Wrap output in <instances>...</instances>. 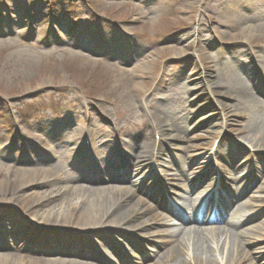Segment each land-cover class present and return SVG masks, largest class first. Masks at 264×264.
<instances>
[{
  "label": "rangeland",
  "instance_id": "374dc122",
  "mask_svg": "<svg viewBox=\"0 0 264 264\" xmlns=\"http://www.w3.org/2000/svg\"><path fill=\"white\" fill-rule=\"evenodd\" d=\"M230 1L0 0V201L4 204L0 264H49L58 258L66 264H156L158 255L172 245L167 229L179 222L172 209L184 213L178 196L185 194L188 181L180 179L172 158L195 155L186 165L211 171L205 179L211 180L206 193L221 191L228 200L245 193L242 200L252 208L249 215L257 216L247 225L264 220V172L259 171L264 151L252 148L237 131L244 122L239 113L249 96L232 93V84L227 90L207 68L213 64L218 68L221 56L229 57L239 41L237 50L257 55L255 64L262 74L255 73L258 77L250 82L253 88L260 87L255 91L264 101V16H255L251 9H264V0ZM244 15L249 18L244 20ZM179 111L195 128L192 135L200 136L193 141L199 148L182 149L183 142L169 137ZM225 117L232 123L223 126ZM155 123L166 128L159 134L152 129L157 144L144 148L153 158L148 155L137 167L141 169L137 177L144 180L152 172L151 181L157 186H131L128 176L100 180L97 169L124 157L144 129ZM97 139L103 140L99 148L91 146ZM77 141L87 146L89 154L77 157L73 169L91 173L71 183L133 187L119 192H134L133 197L145 200L144 214L153 221L151 228L130 229L125 236L114 227L101 226L82 233L78 231V224L84 225L81 209L72 213L59 194L53 204L33 206L35 192L56 193L68 185L57 170L48 169L60 153L56 144L76 146ZM221 142L243 145L246 156L251 155L233 160L226 145L219 155ZM230 175L239 176L235 194L219 180ZM45 177L49 185L34 191L19 188L23 181ZM212 185L215 188L210 190ZM211 213L219 212L214 208ZM161 214L169 217L164 220ZM42 216L47 217L44 226L50 228L39 231L35 221ZM236 217L228 214L229 219ZM138 223L141 220L134 219L133 225ZM259 236L264 230L250 239ZM261 242L246 244L247 264H264ZM186 251L189 260L192 250ZM224 256L222 250L217 252L221 261Z\"/></svg>",
  "mask_w": 264,
  "mask_h": 264
},
{
  "label": "bare ground",
  "instance_id": "6f19581e",
  "mask_svg": "<svg viewBox=\"0 0 264 264\" xmlns=\"http://www.w3.org/2000/svg\"><path fill=\"white\" fill-rule=\"evenodd\" d=\"M230 2L234 3V0H231ZM241 6L244 5L241 4ZM235 9L238 10V14H241L239 8ZM251 9L255 16H264V9L256 7H252ZM242 18L245 20L248 19L249 16L244 15ZM251 27L255 28L252 25H246L245 28L250 29ZM238 44L239 41L234 44V49L230 52L229 57L225 55L221 56L220 59L222 62H218V68L216 64L207 68H210L209 73L211 75H216V77L219 76L222 79L221 82L224 86L226 85L229 87L227 90H230V88L232 89L233 86L234 90L232 93L242 95L248 94L249 101L244 104L242 111L239 113L244 118V122L239 124L241 120H235L236 124L241 125L237 128V131L242 134V139L248 141L252 145V148L264 151V101L259 98L255 91V89L258 91L261 90L260 87L257 86L253 88L250 82L252 78H256L257 74L255 75V73L258 72V74H262V72L259 67H257V64H255L257 62V60H255L257 59V55L255 54L252 56L248 55L247 52L242 49L237 50L235 46H238ZM185 52L186 50L182 51V53ZM201 73L204 72L202 71ZM227 81L230 82L226 83ZM216 94L217 93L214 91L211 94L215 100H217ZM180 112L181 111L175 114L178 119L173 118L174 120L171 122L170 127L174 132L169 134V137L183 142V145L185 146H183L182 149H185L187 146L190 148H199L200 144H193V141L198 140L200 136L192 135L195 128L189 125L184 118L180 117ZM225 120L226 123L224 121L223 126L232 123L230 122L231 120L228 118L226 119V117ZM213 123L214 122L212 121V124ZM165 128V126L158 123L146 127L142 134H140V138L134 141L132 147L124 157L113 159L108 162L105 167L97 169V174L100 177L99 179L112 181L114 178L124 179L128 176L131 186L139 184L146 185V188H150L154 185L157 186V182L153 183L151 181L153 180L152 172L146 179H139L137 175L141 169L138 170L137 167L143 165V160L148 158L149 154H145L147 152L144 148L146 144H149L150 146L157 144V141L152 138V129H155L156 134H159L164 131ZM217 135L218 134L213 138L211 144H209L211 146L210 151H212V146L217 141L219 136ZM100 139L93 140L91 146L99 148V145H102L100 143L103 142V140ZM78 142L79 141H77V143ZM80 144L81 143H78L76 146L66 143L62 145L56 144L55 147L60 153L54 161L55 163L49 167L48 171L57 170L59 176L66 178L68 185L59 188L56 193L53 192L52 189L43 193L35 192L36 194L32 196L33 206L43 208L48 204H53L57 201V198H59L58 196L60 195L61 200L66 202L67 209L72 211V213L81 209L82 215L79 219L80 221H84V225L82 226L78 224V231L84 230L82 233H86V231H89L91 228L93 229L101 226L103 229L114 227L117 232L125 236L129 231L134 229L140 230L151 228L153 226V221L150 222L151 220H147L148 217L144 214L148 209L144 206L145 200L143 198L133 197V194H135L134 192L133 194H122L119 192L123 189H129L132 191L134 190L133 187H120L111 184L92 187L88 184L71 183L76 182L77 179H87L91 173L87 169L86 171L81 168H78L79 171L73 169V164L77 157L82 154L84 158H86L89 154V149L86 148L87 146H79ZM225 145L229 149V152L232 151L229 156L233 160H236L241 156L250 157L251 155L249 153L248 156H246L245 149L247 148L243 147V145L241 148L240 146L229 145L228 143L223 144V142L218 146L217 153L219 155H222L223 150H221V148ZM55 147L52 146V149L54 150ZM149 157L151 158L152 156L149 155ZM189 157V159L183 158L179 160H173L172 158V162L175 163L174 165L179 172L180 179L184 178L188 181V185L185 186V194H180V196H178V199H180L178 202L182 206V210L184 209V213L177 209L175 210V208L172 209L174 215L178 217L179 222L176 226L167 229L168 240L171 239L170 241L172 245L166 251L158 255L156 264H167L168 261H172L174 264H247L249 258L246 244L250 241L259 243L264 240V236L250 239L251 236L256 234V231L261 229L264 230V220L254 225H247L248 221L254 220L257 216L249 215L252 208L248 205V201L242 200L245 193L236 196L234 195L230 200L224 198V201L222 202L223 199H219L218 201L215 200V195H221L222 193L221 191H217L218 193L213 192V194L206 199L208 194L205 192V189L209 187L211 180L205 182L207 181L205 179L207 176L212 175V173L210 170L200 172L198 169L189 168V166H187L188 163L191 159L193 160L196 158L195 155ZM69 166H72V169ZM259 171L262 173L264 172V159L262 160V166L259 167ZM11 173L12 171L7 169V175H11ZM230 176H232V178L221 176L219 180L228 188V190L235 194L239 188V184L237 183L239 176ZM255 176L257 175L255 174ZM50 183L51 181L48 177L42 179H30L28 181H23L19 188L28 187L34 191V189L49 185ZM214 186L215 185L210 186V190L215 188ZM115 196H117L116 200H114ZM130 196L132 197L130 198ZM3 205V202L0 201V207ZM106 206H108L109 209H104ZM214 208L218 210V215H212L211 212ZM228 214L238 217L235 219H229ZM63 217L64 216H62V219ZM111 217H113L112 220L110 219ZM161 217L164 220L165 218L167 220L169 216L161 214ZM118 218V221L120 222L117 223L116 221ZM134 219L141 220V223L133 225ZM40 221H35L37 224L36 228L39 231L50 228L44 226L47 217L42 216ZM163 223H166V221H163ZM209 223L214 224L207 226L206 224ZM48 236L53 239V236L50 234ZM82 243L84 244V242ZM262 247L263 246H259L258 250H262L260 249ZM186 250H192L191 253L188 252V255L190 256L189 260L185 255L187 252ZM221 250L225 255L222 261L217 257V252H220ZM262 253L264 254V251ZM124 258H122L120 263ZM66 263V260L58 258L49 264ZM73 263L74 262H70V264ZM77 264L90 263L78 262Z\"/></svg>",
  "mask_w": 264,
  "mask_h": 264
}]
</instances>
